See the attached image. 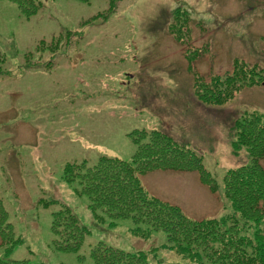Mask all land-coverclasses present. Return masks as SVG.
<instances>
[{
    "label": "rangeland",
    "instance_id": "rangeland-1",
    "mask_svg": "<svg viewBox=\"0 0 264 264\" xmlns=\"http://www.w3.org/2000/svg\"><path fill=\"white\" fill-rule=\"evenodd\" d=\"M42 1L44 9L29 20L18 6L0 2V199L22 241L7 257L0 239V257L94 264L92 248L104 243L146 253L151 264L186 263L161 249L164 233L141 240L132 236L131 220L97 223L89 200L75 194L79 185L64 183V170L94 167L102 157L130 163L137 153L131 135L162 131L203 156L219 191L212 194L197 173L170 171L144 176V188L194 220L231 218L224 178L251 165L245 150L233 153L235 123L264 117V81L222 106L200 104L196 96L205 86L218 99L219 80L237 67L264 75V0H124L109 17L111 0ZM176 10L188 26L177 37L167 32ZM56 38L63 39L61 52L37 51ZM58 205L88 230L78 254L53 247Z\"/></svg>",
    "mask_w": 264,
    "mask_h": 264
},
{
    "label": "trees",
    "instance_id": "trees-1",
    "mask_svg": "<svg viewBox=\"0 0 264 264\" xmlns=\"http://www.w3.org/2000/svg\"><path fill=\"white\" fill-rule=\"evenodd\" d=\"M3 1L18 6L27 20L44 9L42 0H0ZM78 1L90 4L92 0ZM122 1L124 0H111L107 17L116 12L117 3ZM173 17L175 22L167 23V32L175 37L178 33H186L188 26L185 30L183 24L187 21L184 20V12L176 10ZM62 40L56 38L51 44L43 41L37 51H48L56 55L64 48ZM261 73L237 67L226 76L224 82L219 80V86L224 90L219 88L218 93H222L217 101L205 86L197 94V100L200 104L222 106L233 100L235 94L238 95L244 88L255 87L264 81L259 78L264 76ZM235 128L237 140L232 144L233 153L245 150L251 165L229 171L224 178V197L234 212L231 218L226 216L222 219L194 220L178 206L159 200L144 188L141 181L144 176L170 171L197 173L201 184L212 194L219 191L218 184L203 163V156L179 145L162 131L135 132L131 135L137 145V153L132 162L102 157L91 168L87 163L67 165L63 181L68 186L74 182L79 185L75 194L89 200V210L97 223L102 224L105 218H109L112 227H115L118 221L131 220L135 226L132 236L141 240H150L154 234L164 233L167 244L161 249L177 254L186 262L181 264H264V117L252 115L246 120L237 121ZM48 204L50 203L44 206L48 207ZM52 204L57 205L55 202ZM58 206L61 209L53 215L52 222V234L55 238L53 247L63 254H78L85 243L88 230L81 226L69 208ZM240 225L243 227L240 228ZM251 228L253 233L249 238L239 235L242 231L248 233ZM14 233L10 216L0 199V239L2 247H6L7 257L22 243ZM157 252L154 250V253ZM90 259L94 264H151L146 253H128L104 243L92 248ZM80 261L82 263L84 258ZM0 264L28 262H8L0 257Z\"/></svg>",
    "mask_w": 264,
    "mask_h": 264
}]
</instances>
